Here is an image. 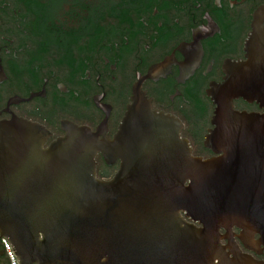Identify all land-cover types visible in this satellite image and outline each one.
I'll return each instance as SVG.
<instances>
[{"label":"water","instance_id":"1","mask_svg":"<svg viewBox=\"0 0 264 264\" xmlns=\"http://www.w3.org/2000/svg\"><path fill=\"white\" fill-rule=\"evenodd\" d=\"M258 32L248 45L264 55ZM233 67L208 91L212 124L259 126L263 148L264 114L236 112L232 100L264 105V58L259 67ZM131 99L112 140L66 125L45 148L50 134L38 124L0 122V240L17 264H261L240 250L232 227L242 241L256 232L264 238V214L256 212L264 175L229 179L222 159L192 155L180 121L154 110L140 86ZM98 153L120 161L109 181L96 176Z\"/></svg>","mask_w":264,"mask_h":264},{"label":"flooded vegetation","instance_id":"2","mask_svg":"<svg viewBox=\"0 0 264 264\" xmlns=\"http://www.w3.org/2000/svg\"><path fill=\"white\" fill-rule=\"evenodd\" d=\"M255 27L260 37L264 0H0V122L38 124L50 134L45 148L66 125L112 140L138 85L154 110L180 121L194 157L222 159L229 179L256 180L264 175L261 128L214 126L208 94L234 75V64L260 66L263 47L248 45ZM232 108L264 114L250 97ZM95 162L103 181L120 166L101 153ZM232 232L240 250L264 264L262 235L242 241L238 227ZM7 262L0 246V264Z\"/></svg>","mask_w":264,"mask_h":264},{"label":"built area","instance_id":"3","mask_svg":"<svg viewBox=\"0 0 264 264\" xmlns=\"http://www.w3.org/2000/svg\"><path fill=\"white\" fill-rule=\"evenodd\" d=\"M0 242H1L0 246L3 252L5 253L8 261L7 264H17V260L15 258L14 252L9 242L6 239H1Z\"/></svg>","mask_w":264,"mask_h":264}]
</instances>
